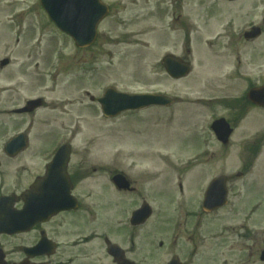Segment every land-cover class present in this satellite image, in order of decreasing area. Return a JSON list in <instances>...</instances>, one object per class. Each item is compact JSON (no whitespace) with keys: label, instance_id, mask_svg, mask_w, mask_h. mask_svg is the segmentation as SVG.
Here are the masks:
<instances>
[{"label":"flooded vegetation","instance_id":"flooded-vegetation-1","mask_svg":"<svg viewBox=\"0 0 264 264\" xmlns=\"http://www.w3.org/2000/svg\"><path fill=\"white\" fill-rule=\"evenodd\" d=\"M237 1L227 0L226 7ZM216 2L221 0L201 4L208 9L206 18L213 16ZM240 12L229 17V30L214 38V82H244L239 95L227 86L229 92L222 91L224 95L215 101L226 111L215 120L225 119L232 130L228 145H218L219 150H232V157L216 161L217 177H226L233 264H264V108L249 100L252 89L264 86V46H252L264 38V23L257 26L260 35L253 38L255 26L247 25L251 15ZM11 33L0 32V264H122L125 259L142 264L135 257L142 250V240L149 242L150 256H144L154 264H169L175 257L183 264H194L203 253L205 216L220 212L206 214L202 198L173 197L172 205H178L166 217L169 210L156 207V197L138 181L122 171L93 168L88 158H71L66 169L60 167L49 176L63 145L55 142L54 120L44 117L47 104L42 100L39 108L29 106L43 98L39 93L44 91V75L39 61L32 63L26 48L19 46L22 37ZM252 113L262 122V131L254 136L248 122ZM16 136L26 142L9 143ZM46 140L52 144L48 151ZM98 172L107 173L111 184L93 187L91 180ZM119 174L126 177L128 187L116 185L113 179ZM179 189L184 196L181 184ZM133 196L131 208L124 207L126 198ZM146 205L152 217L144 225L133 226V213ZM156 218L159 222L147 231ZM175 227L179 228L176 234Z\"/></svg>","mask_w":264,"mask_h":264},{"label":"rangeland","instance_id":"rangeland-1","mask_svg":"<svg viewBox=\"0 0 264 264\" xmlns=\"http://www.w3.org/2000/svg\"><path fill=\"white\" fill-rule=\"evenodd\" d=\"M104 1L112 5L113 12L102 25L98 41L86 51L78 49L71 39L57 32L41 8L40 0H0V31L11 36V32L17 30L26 33L21 46L26 48L32 63L40 61L41 72L45 74L43 95L61 107L66 101L75 100V106L67 105L64 111H68L56 114L61 126L67 123L65 126L71 128L66 132L72 136L77 153L75 159H86L85 153H88L87 158L93 168L100 169L107 164L113 173L122 171L128 174L133 181L140 183L141 188L156 197V207L161 205V200L166 207L172 206L175 188L181 182L179 176L185 173L182 182L186 194L196 199L217 175L218 167L213 165L214 160L229 157L228 154L220 156L219 152L215 153L218 149L213 146L214 140L210 136L213 118L223 114L224 109L198 101L223 96L222 91H228L227 86L234 89L230 82L229 85L221 82L225 88L213 84L209 69L201 66V56H206L204 40H209L213 34L202 30H198L202 34H197V29H193L190 37L192 55L188 57L193 62V71L185 80L172 81L164 71L162 60L168 52L180 55L183 40L176 39L175 34L168 37L165 19L152 13L154 5L156 10L162 9L167 0ZM199 5L200 0L187 5L196 26H200L208 10L206 6L202 9ZM241 5L251 11L255 17L254 24L261 22L264 0H242L232 10L239 11ZM221 13L224 9L216 12L214 19L219 20ZM212 25L214 27L217 23L213 21ZM216 30L217 26L214 32ZM36 44L40 46L41 54ZM182 56L187 57L186 54ZM239 86L243 87L244 82ZM107 87L127 93H168L184 102L171 109H152L137 116L124 114L106 120L97 107L88 108L89 101L83 92L101 96ZM259 129V124L252 125V132ZM61 132L65 133L57 130V138ZM209 137L211 147L210 142L207 147ZM50 142L45 141L46 151L52 145ZM197 151L201 164L187 169L184 161L196 158ZM93 176V187L111 184L107 173L98 172ZM162 191L161 199L158 197ZM109 197L111 200L112 196ZM134 198H126L124 207H130ZM172 211L169 210L166 217H170ZM112 212L109 210V216L113 215ZM157 221L154 219L147 231ZM204 223L203 254L194 264H233L229 247L232 223L229 208L205 218ZM141 243L142 250L139 249V256L135 257L144 264H152L154 260L145 257L149 255V242L142 240Z\"/></svg>","mask_w":264,"mask_h":264},{"label":"water","instance_id":"water-1","mask_svg":"<svg viewBox=\"0 0 264 264\" xmlns=\"http://www.w3.org/2000/svg\"><path fill=\"white\" fill-rule=\"evenodd\" d=\"M42 5L60 26L62 30L74 37L79 46L90 45L96 36V25L99 21L93 20L91 12L98 11L97 0H42ZM91 8V9H90ZM169 72L175 77L185 76L189 73V68L176 64L175 68H168ZM168 100L154 96H130L108 93V98L104 100L109 107L111 115L119 114L126 110H135L151 104L166 103Z\"/></svg>","mask_w":264,"mask_h":264}]
</instances>
